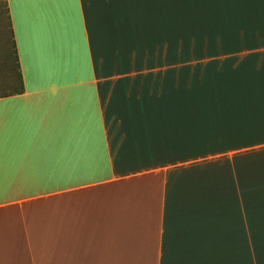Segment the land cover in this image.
<instances>
[{"label": "crops", "instance_id": "0c3cea01", "mask_svg": "<svg viewBox=\"0 0 264 264\" xmlns=\"http://www.w3.org/2000/svg\"><path fill=\"white\" fill-rule=\"evenodd\" d=\"M153 3L5 0L0 264H264V0L186 72Z\"/></svg>", "mask_w": 264, "mask_h": 264}, {"label": "rangeland", "instance_id": "374dc122", "mask_svg": "<svg viewBox=\"0 0 264 264\" xmlns=\"http://www.w3.org/2000/svg\"><path fill=\"white\" fill-rule=\"evenodd\" d=\"M167 1V3H165ZM153 9L156 6V0H153ZM163 7L168 6V18L164 26H168L166 37L168 39L170 59L168 61L170 68H182L190 70L192 68V52H204L203 46H194L193 41L208 39L210 35L215 34L217 18L224 20L223 13L217 11L218 0H162ZM238 0H236V4ZM149 7V6H147ZM240 7V6H237ZM236 8V7H235ZM159 21V20H158ZM155 20H153L154 26ZM223 25V21H222ZM159 26V22L158 25ZM234 29L233 31H235ZM221 35L225 30H220ZM164 32V29H163ZM10 31L8 17L6 13L5 0H0V87H7L14 84L15 78V57L10 41ZM178 53L185 54V65L177 58ZM175 54L176 57H172ZM189 73V72H188ZM186 73V74H188ZM191 74V73H190ZM191 78V77H190ZM4 91L0 89V94Z\"/></svg>", "mask_w": 264, "mask_h": 264}, {"label": "trees", "instance_id": "16d2710c", "mask_svg": "<svg viewBox=\"0 0 264 264\" xmlns=\"http://www.w3.org/2000/svg\"><path fill=\"white\" fill-rule=\"evenodd\" d=\"M8 23H9V20H8ZM9 31H10V39H11L10 41L12 43V50H13V54H14V57H15V60H16L14 43H13L12 37H11L10 23H9ZM15 68H17V64L15 65Z\"/></svg>", "mask_w": 264, "mask_h": 264}]
</instances>
